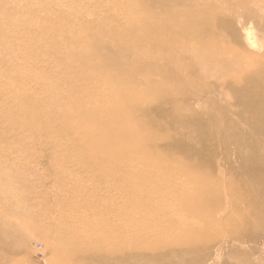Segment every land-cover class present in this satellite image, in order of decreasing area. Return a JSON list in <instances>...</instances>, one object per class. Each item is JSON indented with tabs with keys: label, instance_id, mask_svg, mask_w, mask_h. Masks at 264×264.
Here are the masks:
<instances>
[{
	"label": "rangeland",
	"instance_id": "374dc122",
	"mask_svg": "<svg viewBox=\"0 0 264 264\" xmlns=\"http://www.w3.org/2000/svg\"><path fill=\"white\" fill-rule=\"evenodd\" d=\"M112 1L0 0V264H264V0Z\"/></svg>",
	"mask_w": 264,
	"mask_h": 264
},
{
	"label": "bare ground",
	"instance_id": "6f19581e",
	"mask_svg": "<svg viewBox=\"0 0 264 264\" xmlns=\"http://www.w3.org/2000/svg\"><path fill=\"white\" fill-rule=\"evenodd\" d=\"M106 2H107L106 5H108V7L111 8L115 14H117L118 12H120L119 7L117 8V4H122V2L120 3L119 1H112V0H106ZM101 6H104V5L102 4ZM125 20H126L127 23L132 24L133 21H134V17H127ZM126 53H129V52H126ZM118 97L119 96H117V98ZM103 100L106 101L108 104H110V103H113L112 101L114 100V97H113V100H110L109 97L106 98V99H103ZM117 119H118V114H112V116H111V122L114 123ZM93 132H95V131H91V133H93ZM122 132H123L122 130H119V131L115 132V134L120 135V134H122ZM141 139H143L142 136H137L136 137V140H141Z\"/></svg>",
	"mask_w": 264,
	"mask_h": 264
}]
</instances>
